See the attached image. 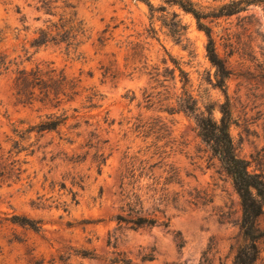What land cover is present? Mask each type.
<instances>
[{
	"label": "rangeland",
	"instance_id": "1",
	"mask_svg": "<svg viewBox=\"0 0 264 264\" xmlns=\"http://www.w3.org/2000/svg\"><path fill=\"white\" fill-rule=\"evenodd\" d=\"M50 1L46 8L39 0H0V60L7 67L0 68V264H110L117 253L132 264H143L148 254L154 261L145 264H233L243 242L238 196L198 136L194 114L177 107L183 97L178 69L186 74L185 92L199 112L209 106L218 120L225 102L214 86L206 35L194 17L168 0ZM191 1L208 13L231 0ZM70 13L85 29L75 53L65 44L31 47L39 29L67 23ZM202 23L231 73L226 95L235 154L264 176V2ZM44 63L81 80L84 90L65 107L68 115L80 109L90 88L101 96V108L86 114L78 128L69 120L56 132L32 133L21 141L14 129L37 124L46 111L18 103L15 72ZM156 120L169 128V157L136 188L143 214L168 227L118 226L124 163L133 157L147 162V169L160 161L157 151L165 140L147 133ZM101 155L106 163L99 174ZM169 166L178 172L179 184L161 192ZM164 193L167 202L161 201ZM173 193L177 206L171 204ZM15 216L39 222L40 231L14 223ZM256 225L264 231V215ZM110 236L116 237V248L107 244ZM257 248L255 264H264V239ZM83 251L94 258L83 257Z\"/></svg>",
	"mask_w": 264,
	"mask_h": 264
},
{
	"label": "trees",
	"instance_id": "2",
	"mask_svg": "<svg viewBox=\"0 0 264 264\" xmlns=\"http://www.w3.org/2000/svg\"><path fill=\"white\" fill-rule=\"evenodd\" d=\"M175 6H178L185 13L191 14L196 20L199 30L204 32L207 38L206 44V57L215 69L216 82L214 86L218 88L225 97V102L219 105L220 117L215 120L212 117V108L206 107L205 112H199L196 101L191 95L185 92L188 79L186 74L178 69L183 86V97L177 101L178 111L194 114L198 136L209 147L212 154L218 159L221 167L227 176L231 179L235 193L238 196L241 206V219L239 228L242 234L243 242L237 247L236 254L233 259V264H255L258 259L259 251L257 242L264 239V231H261L257 225V219L264 215V176L261 173L251 171L250 162L241 159L235 154V146L233 139L230 135V126L233 123L231 116L230 104L226 95V80L230 76V71L225 66L224 61L218 56L214 41L211 36V29L202 23V20L218 19L221 17H230L241 12L246 11L247 7L263 3L264 0H231L214 9L212 12L204 13L198 11L191 0H168ZM44 7L48 8L50 0H39ZM150 11H153V6L147 3ZM67 23L52 24L51 27L46 29H39L37 37L31 42V47L39 48L48 44L60 45L65 44L67 51L72 50L74 53L77 51L81 42L77 41L78 37L84 36V24L77 18L76 13H70ZM10 63V62H9ZM0 68L6 70L5 59L0 60ZM81 80L77 78L68 77L63 70H58L51 63H44L34 66L30 69H17L13 79L14 97L18 103L23 105L39 104L41 109L46 111V114L35 125H30L27 129L19 130L14 129L16 136L21 141H24L26 136L32 133H50L56 132L60 127L65 126L69 120H75L73 128L80 126V120L93 110L101 108V96L93 88L86 89L88 92L84 97V102L79 108H72V115H68L66 106L72 103L81 96L83 88L80 87ZM84 111L82 113L81 111ZM107 117H103V123H107ZM88 125L89 121H83ZM143 126L136 125L135 129L138 130ZM147 133L157 134V140H165L164 144L160 147L157 154L160 161L148 166L147 162L136 160L131 157L124 163L123 172L120 178V197L121 206L120 214L114 217L118 226L121 224L129 225L130 229L137 230L143 228H152L157 225L168 227L167 222L160 223L158 218L151 215H144L140 198L137 194L136 184L143 176H147L152 172L151 169L156 167L169 157V152L166 149L171 148L170 133L168 126L156 120L148 127ZM17 147L19 143H16ZM21 152V151H19ZM98 170L101 173V166L105 165L106 158L98 157ZM149 178L153 174L148 175ZM172 184H179V175L176 169L172 166L168 167L167 177L164 179L161 192H166L167 187ZM161 201H169L166 193L162 194ZM178 194L173 193L171 204L177 206L179 199ZM186 204H194L193 201H185ZM14 223L27 227L32 231H40L39 222L27 219L25 217H13ZM107 244L112 248H116V237L110 236ZM82 256L85 258H94V254L88 251H83ZM116 257L109 260L110 264H132L130 260L123 257ZM154 261L152 254L145 255L141 258V262L151 263Z\"/></svg>",
	"mask_w": 264,
	"mask_h": 264
}]
</instances>
